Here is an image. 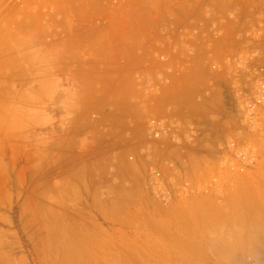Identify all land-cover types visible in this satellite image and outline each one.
<instances>
[{
    "label": "rangeland",
    "instance_id": "374dc122",
    "mask_svg": "<svg viewBox=\"0 0 264 264\" xmlns=\"http://www.w3.org/2000/svg\"><path fill=\"white\" fill-rule=\"evenodd\" d=\"M262 82L264 0H0V264L204 262L264 217Z\"/></svg>",
    "mask_w": 264,
    "mask_h": 264
},
{
    "label": "bare ground",
    "instance_id": "6f19581e",
    "mask_svg": "<svg viewBox=\"0 0 264 264\" xmlns=\"http://www.w3.org/2000/svg\"><path fill=\"white\" fill-rule=\"evenodd\" d=\"M247 194V195H246ZM245 195L243 194V198H247V196L249 195L248 194V192L246 193ZM238 197V196H237ZM237 197H236V199H237ZM252 196H251V194H250V198H249V196H248V198H247V200L248 199H251L250 201H252L253 200V202H255V200L254 199H252L251 198ZM241 198V197H240ZM239 198V199H240ZM243 200H246V199H243ZM246 200V201H247ZM241 201H242V199H241ZM243 202V201H242ZM245 202V201H244ZM249 202V201H248ZM248 202H245L244 204H247ZM253 202H250V204H252ZM240 204V203H239ZM243 204V203H242ZM249 205V204H248ZM253 205V204H252ZM254 206V205H253ZM235 207V206H234ZM239 207V206H238ZM237 207V208H238ZM247 207H249L248 208V211H249V209L251 210V211H254V209L252 210V208H250L251 206L249 205V206H246V208ZM206 207H204L203 209H205ZM216 209H217V207H215ZM223 208V207H222ZM222 208H221V211H222ZM236 208V207H235ZM236 208V209H237ZM232 209V208H231ZM235 209V210H236ZM240 209H242V207L240 208ZM257 209H258V207H257ZM256 209V210H257ZM208 210V209H207ZM206 209L204 210V212L205 211H207ZM228 210H229V208H228ZM240 211V210H239ZM247 211V210H246ZM258 211V210H257ZM199 212V211H198ZM202 212V214H204L203 213V211H201ZM208 213H209V211H207ZM224 212H226V211H224ZM210 213H212V216L214 215L213 214V212H210ZM221 213V212H220ZM245 213H247V212H245ZM256 214H257V212H255ZM260 213L261 214H263L262 213V211H260ZM201 214V215H202ZM226 214H228V213H226ZM225 214V215H226ZM251 214H253L254 215V213L252 212ZM208 216V214L207 213H205V216ZM210 215V214H209ZM229 215H231L230 213H229ZM229 215H227V216H229ZM204 216V217H205ZM206 216V217H207ZM233 216V215H232ZM234 216H235V214H234ZM258 216L260 217V214L258 215L257 214V217H256V215H255V219L257 220H254V222H252V224L250 223V224H248V222H247V224L245 223V229L243 228V224H242V227H236V224H235V227H236V229H239L238 231H236L235 229L233 230L232 229V227L231 226H233V224L234 223H232V225L230 224L231 222H229V224L231 225L230 227H231V229H228V228H226V227H224V228H226L225 229V231L228 229L229 231H230V233H232V236L233 237H231L230 238V236L231 235H227V236H229L228 238H225V236L223 235V232L220 234V233H218L219 232V229H218V234L216 233V236L215 237H217V238H215L214 239V237H211V238H202V244H203V247L205 248V249H207V257H206V260L204 261V262H202V263H199V264H251V263H248L247 262V258H249V257H252L253 255H256L255 253H257V252H255L256 251V249H251L252 247H248V246H246L251 240H256L255 242H257V241H259V240H261V241H264V217H262V219L260 218V220H258ZM196 217H198V216H196ZM204 218L205 219V221H206V219L207 218ZM211 217V216H210ZM214 217V216H213ZM225 217V216H224ZM237 217V216H236ZM243 217V216H242ZM242 217H240L241 219H242ZM247 217L249 218V216L247 215ZM212 218V217H211ZM211 218H209V219H211ZM226 218V217H225ZM232 218V217H231ZM247 218V219H248ZM254 218V217H253ZM196 219V218H195ZM209 219H207V220H209ZM228 219V218H227ZM226 219V220H227ZM229 219H230V217H229ZM228 219V220H229ZM247 219L245 218V220L243 219V220H241L242 222L243 221H247ZM250 219V218H249ZM201 220V219H200ZM203 220V219H202ZM201 220V221H202ZM225 220V221H226ZM227 220V221H228ZM220 221V220H219ZM229 221H231V220H229ZM249 221V220H248ZM209 222V221H208ZM212 222V221H211ZM233 222V221H232ZM236 222H237V220H236ZM202 223V222H201ZM216 223V222H215ZM214 223V224H215ZM238 223V222H237ZM239 223H240V221H239ZM238 223V224H239ZM55 224H57V223H55ZM188 223H186V226L187 227H189L188 225H187ZM206 224H207V222H206ZM237 224V225H238ZM241 224V223H240ZM50 225V224H49ZM200 225V224H199ZM204 225V224H203ZM209 225H211V223L209 224ZM200 226H202V225H200ZM212 226H213V224H212ZM217 226V225H216ZM224 226H227V225H224ZM229 226V225H228ZM164 226H162V228H163ZM195 227V226H194ZM215 227V226H214ZM213 227V228H214ZM234 227V228H235ZM62 228V227H61ZM60 228V230L62 231V229ZM209 228V227H208ZM223 228V227H222ZM221 228V229H222ZM223 228V229H224ZM57 229V228H56ZM199 229V228H198ZM205 229V228H204ZM215 229H217V228H215ZM220 229V230H221ZM57 230H59V229H57ZM65 230V229H64ZM208 230V229H207ZM226 231V232H228V233H226V234H230L229 233V231ZM184 231V230H183ZM209 231V230H208ZM211 231V230H210ZM209 231V232H210ZM232 231V232H231ZM246 234H245V233ZM251 232V233H250ZM255 232V233H254ZM61 233H63V232H61ZM165 233V232H164ZM197 233V232H196ZM214 233V234H215ZM55 234V233H54ZM53 234V235H54ZM58 234H59V232H58ZM64 234V233H63ZM166 234V233H165ZM219 234H220V236H219ZM225 234V235H226ZM52 235V237H54ZM57 235V234H56ZM55 235V236H56ZM62 235V234H61ZM66 235V236H65ZM195 235V234H194ZM59 236V235H58ZM63 236V235H62ZM64 236L65 237H69V238H71L70 236H68V234H64ZM57 237V236H56ZM58 238V237H57ZM59 239H60V237H59ZM62 239V238H61ZM213 239V240H212ZM231 239V240H230ZM233 239V240H232ZM235 239V240H234ZM58 240V239H57ZM65 240H68L67 238H65ZM72 240H74V238L72 239ZM51 241H54L55 242V240H52L51 239ZM78 241V240H77ZM235 241V242H234ZM53 242V243H54ZM58 242H59V240H58ZM57 243V242H56ZM65 244H66V241L64 242ZM72 243V245H73V241L71 242ZM74 243H76V242H74ZM79 243H81V242H79ZM195 243V242H194ZM64 244V245H65ZM70 243H68V245H69ZM177 244V243H176ZM58 245V244H57ZM71 244L69 245V246H71V247H73ZM253 245H255V244H253ZM53 246V248H54V244L52 245ZM51 246V247H52ZM83 246V245H82ZM58 247V246H57ZM74 247H76V246H74ZM73 247V248H74ZM196 247H197V245H196ZM77 248V247H76ZM188 248H189V246H188ZM66 249V248H65ZM65 249H63V250H65ZM68 249H71L70 247L69 248H67V250ZM57 250V249H56ZM55 249H54V251H56ZM186 250V249H185ZM245 250H252V252L251 253H247ZM53 251V252H54ZM75 251V250H74ZM82 251V250H81ZM80 251V252H81ZM187 251V250H186ZM71 253H72V249H71V251H70ZM70 252H68V254L70 253ZM52 253V252H51ZM66 253H67V251H66ZM75 253V252H74ZM87 253H89V252H87ZM253 253V254H252ZM55 254H57L56 252H55ZM78 254V253H77ZM252 254V255H251ZM73 255V254H72ZM62 256H63V253H62ZM70 256V255H69ZM82 255H81V253H80V257H81ZM86 256H88V255H85V257ZM137 256V255H136ZM64 257V259H63V261L65 260V262H66V259L67 258H65V256H63ZM66 257H68V255L66 256ZM75 257V255L73 256V258ZM83 257V256H82ZM141 257V256H140ZM140 257H138V259L139 260H142V258H140ZM150 257V256H149ZM155 257V256H154ZM70 258H72V257H70ZM72 258V259H73ZM133 258V257H132ZM143 258H145V260H146V258L147 257H143ZM81 259V258H80ZM137 259V258H136ZM136 259H134L135 261H139L138 259L136 260ZM175 259V258H174ZM250 259V258H249ZM76 260V258L74 259V260H69V261H75ZM144 260V261H145ZM153 261H154V259H152ZM151 260V261H152ZM160 260V259H159ZM159 260H157L158 262H159ZM62 261V262H63ZM124 261V260H123ZM143 261V262H144ZM147 261H148V259H147ZM150 261V260H149ZM150 261V262H151ZM152 261V262H153ZM255 262H254V264H257L256 263V260H254ZM64 262V263H65ZM68 262V261H67ZM148 263V264H151V263ZM162 262V261H161ZM181 262H182V260H181ZM180 262V263H181ZM63 263V264H64ZM76 263V262H75ZM136 263V262H135ZM155 263H157V262H155ZM184 264H185V262H183ZM186 263H188V262H186ZM80 264H81V262H80ZM138 264V263H137ZM143 264H145V263H143ZM146 264H147V262H146ZM158 264V263H157ZM163 264V263H162ZM176 264V263H175Z\"/></svg>",
    "mask_w": 264,
    "mask_h": 264
},
{
    "label": "built area",
    "instance_id": "2783aa9c",
    "mask_svg": "<svg viewBox=\"0 0 264 264\" xmlns=\"http://www.w3.org/2000/svg\"><path fill=\"white\" fill-rule=\"evenodd\" d=\"M243 106L248 118V126L251 129H255L258 135L264 139V82L257 86L253 101L244 99ZM233 146V143H231L230 147ZM239 157L242 161H247L252 158L248 157L247 152L240 153Z\"/></svg>",
    "mask_w": 264,
    "mask_h": 264
}]
</instances>
